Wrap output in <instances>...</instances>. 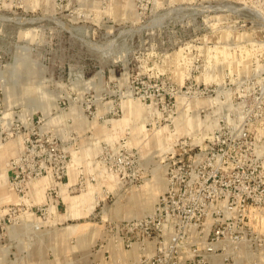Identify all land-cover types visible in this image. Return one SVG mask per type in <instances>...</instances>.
<instances>
[{"label": "rangeland", "instance_id": "374dc122", "mask_svg": "<svg viewBox=\"0 0 264 264\" xmlns=\"http://www.w3.org/2000/svg\"><path fill=\"white\" fill-rule=\"evenodd\" d=\"M0 264H264V0H0Z\"/></svg>", "mask_w": 264, "mask_h": 264}, {"label": "built area", "instance_id": "2783aa9c", "mask_svg": "<svg viewBox=\"0 0 264 264\" xmlns=\"http://www.w3.org/2000/svg\"><path fill=\"white\" fill-rule=\"evenodd\" d=\"M28 142V141H27ZM31 142H33L31 144ZM36 139H29V144L32 148H26L22 150L21 155L16 156L12 161V168H14V173L11 176V186L17 191L21 196L28 195L29 185H32V181L38 179L46 173V169L43 165L42 160H40V152L35 153L33 151ZM25 154H29L26 157ZM59 177V176H57ZM56 182L49 188V193L54 191ZM166 200V195H162L161 201Z\"/></svg>", "mask_w": 264, "mask_h": 264}, {"label": "crops", "instance_id": "0c3cea01", "mask_svg": "<svg viewBox=\"0 0 264 264\" xmlns=\"http://www.w3.org/2000/svg\"><path fill=\"white\" fill-rule=\"evenodd\" d=\"M69 178H70V176H68V180H69ZM66 192H67V195L66 194L64 195L63 193H59L57 196L58 198L56 199L57 204H56L55 208L57 209V212H56L57 214L55 213L53 215V217L55 218L54 221L56 222V227H57L56 232H58V230H62V232H63L69 228L71 229L73 227H76L77 223H72V222H68V221H71L74 218H77L78 216H79V218L86 216V214L93 209V206L90 205L89 197H84L83 191H82L83 193H81L83 195L82 197H84L83 199L80 198L79 194L78 195H69L70 193H68V191H66ZM64 196L67 198L64 199L65 198ZM65 200L68 202V204H66ZM74 216H76V217H74ZM63 223H65V224H63ZM86 235L87 236H85V238L89 236L88 233ZM128 250H130V249H122V252L126 253ZM130 258H131V256H130Z\"/></svg>", "mask_w": 264, "mask_h": 264}]
</instances>
